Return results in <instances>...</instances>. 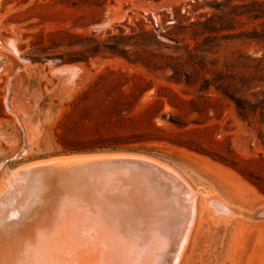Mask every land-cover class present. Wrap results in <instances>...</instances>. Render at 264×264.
<instances>
[{
	"label": "rangeland",
	"instance_id": "374dc122",
	"mask_svg": "<svg viewBox=\"0 0 264 264\" xmlns=\"http://www.w3.org/2000/svg\"><path fill=\"white\" fill-rule=\"evenodd\" d=\"M90 154L191 187L178 264H264V0H0V180Z\"/></svg>",
	"mask_w": 264,
	"mask_h": 264
},
{
	"label": "bare ground",
	"instance_id": "6f19581e",
	"mask_svg": "<svg viewBox=\"0 0 264 264\" xmlns=\"http://www.w3.org/2000/svg\"><path fill=\"white\" fill-rule=\"evenodd\" d=\"M25 165L0 180V264H178L196 200L176 172L125 154Z\"/></svg>",
	"mask_w": 264,
	"mask_h": 264
}]
</instances>
